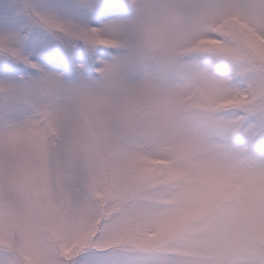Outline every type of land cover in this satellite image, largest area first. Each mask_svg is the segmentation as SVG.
I'll list each match as a JSON object with an SVG mask.
<instances>
[{"label":"snow or ice","instance_id":"obj_1","mask_svg":"<svg viewBox=\"0 0 264 264\" xmlns=\"http://www.w3.org/2000/svg\"><path fill=\"white\" fill-rule=\"evenodd\" d=\"M0 264H264V0H0Z\"/></svg>","mask_w":264,"mask_h":264},{"label":"clouds","instance_id":"obj_2","mask_svg":"<svg viewBox=\"0 0 264 264\" xmlns=\"http://www.w3.org/2000/svg\"><path fill=\"white\" fill-rule=\"evenodd\" d=\"M134 39L137 42V45L140 47V49L143 51L149 41L151 40V31L148 26H141L134 37Z\"/></svg>","mask_w":264,"mask_h":264}]
</instances>
